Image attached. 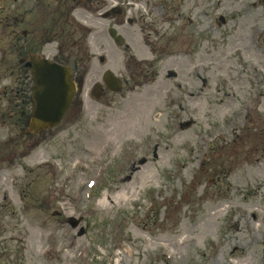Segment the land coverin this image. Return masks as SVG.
<instances>
[{
    "label": "rangeland",
    "instance_id": "rangeland-1",
    "mask_svg": "<svg viewBox=\"0 0 264 264\" xmlns=\"http://www.w3.org/2000/svg\"><path fill=\"white\" fill-rule=\"evenodd\" d=\"M129 1L0 0V264H264V0ZM61 15L85 80L34 133ZM126 66L148 80L108 90Z\"/></svg>",
    "mask_w": 264,
    "mask_h": 264
},
{
    "label": "water",
    "instance_id": "water-1",
    "mask_svg": "<svg viewBox=\"0 0 264 264\" xmlns=\"http://www.w3.org/2000/svg\"><path fill=\"white\" fill-rule=\"evenodd\" d=\"M109 31L119 42L120 39L114 35V30ZM32 74L34 84L31 87L33 99L31 126L38 130L59 123L70 102L73 84L66 67L49 63L44 59L32 61ZM103 79L110 88H118L119 85L108 71L104 73ZM77 223L76 219L70 221L71 226Z\"/></svg>",
    "mask_w": 264,
    "mask_h": 264
},
{
    "label": "bare ground",
    "instance_id": "bare-ground-1",
    "mask_svg": "<svg viewBox=\"0 0 264 264\" xmlns=\"http://www.w3.org/2000/svg\"><path fill=\"white\" fill-rule=\"evenodd\" d=\"M242 1H244V2H245L246 0H242ZM108 145H110V144H108ZM126 252L128 253V251H126Z\"/></svg>",
    "mask_w": 264,
    "mask_h": 264
}]
</instances>
